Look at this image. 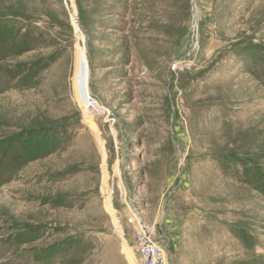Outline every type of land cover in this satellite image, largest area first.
Returning a JSON list of instances; mask_svg holds the SVG:
<instances>
[{
    "label": "rangeland",
    "instance_id": "rangeland-1",
    "mask_svg": "<svg viewBox=\"0 0 264 264\" xmlns=\"http://www.w3.org/2000/svg\"><path fill=\"white\" fill-rule=\"evenodd\" d=\"M135 217L264 264V0H0V264H142Z\"/></svg>",
    "mask_w": 264,
    "mask_h": 264
},
{
    "label": "bare ground",
    "instance_id": "bare-ground-1",
    "mask_svg": "<svg viewBox=\"0 0 264 264\" xmlns=\"http://www.w3.org/2000/svg\"><path fill=\"white\" fill-rule=\"evenodd\" d=\"M192 31H195L197 33V20L196 19L194 21V26H192ZM196 38H197V35L195 37V40H193V42H196ZM84 50H85L84 48H80V63H79V67H78V70H77V78H78V81H79V85L76 84V90L75 91H76V93L78 95V94H80L79 89H81L85 93V96H89L88 89H87L88 88V86H87L88 85V83H87V71H86L87 61H86V57L84 55ZM80 80L82 81V83H80ZM106 181H107V176H106L105 173H103L102 174L100 192L103 195V199H104V201H103L104 209L112 217L113 223H114L115 227H117L118 223H117L116 217H115V213H116L115 211L116 210H115V208L113 206V202H112V200H113L112 199V194H113L114 191L111 188L108 187ZM122 245H123V252H125L127 258L133 264V256L130 253V249L128 248V246L125 243H122Z\"/></svg>",
    "mask_w": 264,
    "mask_h": 264
},
{
    "label": "built area",
    "instance_id": "built-area-1",
    "mask_svg": "<svg viewBox=\"0 0 264 264\" xmlns=\"http://www.w3.org/2000/svg\"><path fill=\"white\" fill-rule=\"evenodd\" d=\"M135 220L137 222L135 250L142 264H164L165 252L153 242L152 231L147 225L142 224L137 217Z\"/></svg>",
    "mask_w": 264,
    "mask_h": 264
},
{
    "label": "water",
    "instance_id": "water-1",
    "mask_svg": "<svg viewBox=\"0 0 264 264\" xmlns=\"http://www.w3.org/2000/svg\"><path fill=\"white\" fill-rule=\"evenodd\" d=\"M195 12L193 11L192 12V26H194V21H195ZM195 37H196V32L195 31H193V33H192V39L193 40H195Z\"/></svg>",
    "mask_w": 264,
    "mask_h": 264
}]
</instances>
